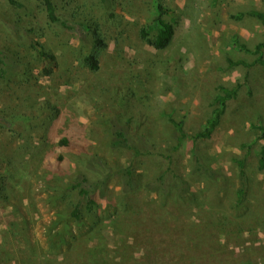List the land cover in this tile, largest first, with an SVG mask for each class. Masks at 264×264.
<instances>
[{
	"label": "rangeland",
	"instance_id": "374dc122",
	"mask_svg": "<svg viewBox=\"0 0 264 264\" xmlns=\"http://www.w3.org/2000/svg\"><path fill=\"white\" fill-rule=\"evenodd\" d=\"M76 2L86 6L88 16L100 23L104 20L90 0ZM161 5L172 11V15L164 16L176 31L172 45L158 52L139 38L140 27L156 15L153 0H119L117 13L124 19L119 30L124 34L118 38V31L110 29L108 35L115 39L109 41L95 73L81 65L82 53L76 41L53 31L46 32L40 40L36 37L57 59L54 73L45 77L34 53L26 46L28 39L35 36L20 32L13 39L8 34V43L14 42L21 57L30 61L29 74L18 78L8 91L9 107H22L24 113L35 101L46 100L56 106L58 114L50 126H40L42 119H27L28 126L38 125L37 131H44L48 140L28 154L15 153L17 142L0 134L1 143H12L8 154H14L8 158V167L12 168L11 198L0 209V264L84 263L83 253L71 252L69 244L73 243L72 236L86 242L89 230L67 218L70 205L54 204L39 177L47 171V161L64 153L52 146L60 138L66 136L86 148L97 146L103 138V112L112 103L117 107L119 102L157 125L160 142L167 139L161 126L169 124V117L182 120L186 133L193 135L208 112L206 94L216 85L246 80L241 102L228 111L212 139L196 144L209 157L208 167L216 172V179L190 175L191 143H184L180 172L191 183V191L196 193L194 200L174 207L162 203L154 194L141 193L140 210L130 220L134 225L117 231L115 236L108 234L105 257L99 263L118 264V256L126 254L127 259L133 256L138 264H264V172L257 169L255 157L264 141L255 145L249 156L247 149H242L243 144L259 136L250 126L264 124V65L245 68L228 63L255 61L256 56L234 50L231 39L237 36L253 49L263 42L264 27L254 19L236 21L232 16L252 8L264 12V0H161ZM7 12L8 22L14 18L27 27L42 29L44 25V15L35 8L19 14ZM6 35L0 29V46ZM23 35L25 39L21 40ZM245 157L247 184L243 201L237 206L238 169L232 160ZM106 159L113 166L127 165L125 158L106 155ZM145 165L136 168L143 172L148 170ZM112 190L118 193L115 183ZM102 205L106 213L105 203ZM209 218L218 223L213 245L217 250L213 258L197 262L193 247H181L185 227Z\"/></svg>",
	"mask_w": 264,
	"mask_h": 264
},
{
	"label": "trees",
	"instance_id": "16d2710c",
	"mask_svg": "<svg viewBox=\"0 0 264 264\" xmlns=\"http://www.w3.org/2000/svg\"><path fill=\"white\" fill-rule=\"evenodd\" d=\"M90 1L93 2L94 9H97L103 17L104 20L101 23L91 15L88 16L90 13L86 6L77 4L76 0H0L2 3L0 4V29L5 30L7 34L4 44L0 46V134H5L11 141L17 142L13 150L15 153L21 151L28 154L32 149L41 148L47 144V134L39 129L37 131L38 125L28 126L27 119L31 121L42 119L40 126L42 124L50 126L57 118L58 109L46 100L35 101L24 113L22 107H9L8 91L14 84L16 85L18 78L29 74L30 61L21 57L13 46L14 42L8 43V34L13 39L20 32L35 36L28 39L26 46L34 53L33 58L37 60V66H40V71L45 77H50L54 73L57 59L53 51L39 40L46 32L53 31L73 38L80 46L81 65L93 73L98 72L100 59L107 50L109 41L115 39L108 35L109 32L111 33L110 29L114 28L113 33L118 31V38L123 37L124 32L119 29L124 26V19L117 13L119 0ZM153 1L156 3L154 6L156 15L140 27L138 35L156 51L163 52L174 42L176 31L174 26L164 18L165 15H172V11L161 5V0ZM30 5L44 15L42 29L32 25L27 27L22 25L20 20H12L14 18L8 22V16H10L8 10L19 14L30 10ZM232 18L236 21H242L245 18L254 19L264 27V12L254 8L238 12ZM107 24L109 25L106 26ZM36 37H39V40H36ZM23 39H25L24 35L21 40ZM231 45L236 51L256 56L252 64L228 61L231 67L242 65L249 68L255 64L264 65V40L252 49L245 43H241L237 36H233ZM245 86H247V80L237 81L231 85L214 86L205 96L208 109L205 121L200 126V130L193 135L186 133L182 120L176 121L169 117V124L164 128L161 126L167 139L160 142L161 131L158 130L157 125L149 123L143 113L135 114L119 102L117 107H114L112 103V106L103 112L101 122L103 138L100 143L97 142V146L86 148L83 144L71 142L66 136L52 145L53 148L64 150V153L59 152L54 161H47V171L39 177L47 191L51 193L52 196L49 198L54 204L68 203L70 205L67 218L74 220L79 227L84 226L89 230L86 242L77 239V236H72L73 243L69 244L71 252L83 253V264H101L99 260L105 257L103 248L110 238L108 234L115 236L117 231L126 230L134 225L130 220L140 210L141 193L154 194L162 203H171L174 207L194 200L196 193L191 191V183L180 172L184 143L188 141L191 143L189 158L191 174H188H199L212 180L216 179V172L208 167L209 157L196 144L199 141L212 139L228 111L243 99L241 90ZM250 127L259 132V136L249 144L242 145V149H247L248 156L255 145L264 141V124ZM36 131L37 138L34 139L33 135ZM33 140H36V145ZM258 147L259 149L255 151L257 169L264 172V144ZM10 149H12V143L8 142L6 146L0 142L1 210L8 205L11 198L9 174L12 168L8 167L10 162L8 158L13 157L14 154L13 151L10 155L8 154ZM106 155L125 158L127 165H110ZM245 158L232 160L238 169L237 206L243 201L247 184L245 169L247 158ZM139 164L143 166L148 164L145 165L148 170L140 171L136 168ZM150 170L152 173H149ZM113 183L118 188L116 194L112 190ZM102 203H105L107 207L106 213L102 211ZM217 227L218 223L212 218L206 222L188 224L185 227L181 247H193L197 251V262L205 261L207 257L213 258L217 250L213 246ZM88 243H96V245L88 246ZM118 264H138V262L133 256L127 259L126 254H122L118 256Z\"/></svg>",
	"mask_w": 264,
	"mask_h": 264
}]
</instances>
